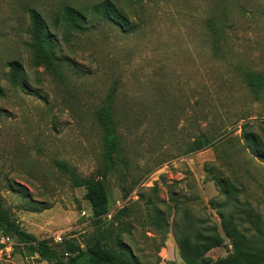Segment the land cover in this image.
<instances>
[{
	"label": "rangeland",
	"instance_id": "obj_1",
	"mask_svg": "<svg viewBox=\"0 0 264 264\" xmlns=\"http://www.w3.org/2000/svg\"><path fill=\"white\" fill-rule=\"evenodd\" d=\"M104 1L0 0L4 206L58 251L65 241L85 248L103 233L128 244L142 264H185L178 234L224 236L227 197L217 179L264 219V0H110L131 28L91 11L81 33L55 28L65 6L89 10ZM26 7L42 14L58 43L57 71L34 65ZM11 61L22 68L16 86ZM107 104L120 153L103 178L96 113ZM59 162L104 179L111 214L101 223L86 189L73 187ZM3 245L0 264H48ZM231 249L225 240L207 259Z\"/></svg>",
	"mask_w": 264,
	"mask_h": 264
},
{
	"label": "trees",
	"instance_id": "obj_2",
	"mask_svg": "<svg viewBox=\"0 0 264 264\" xmlns=\"http://www.w3.org/2000/svg\"><path fill=\"white\" fill-rule=\"evenodd\" d=\"M30 21L28 48L31 51L34 65L47 67L57 71L60 58L57 55L58 43L50 31L42 14L33 7H26ZM91 11L101 19L114 23L123 29L131 28L126 14L116 8L110 1L105 0L91 9H77L65 6L61 15L57 16L55 28L63 27L66 35L73 32L81 33L91 25L87 20ZM89 13V14H88ZM9 81L12 85L21 82L22 68L18 61L8 63ZM254 90L262 88V83L252 80ZM97 121L103 131V178L115 169L120 153V141L116 131L111 104L99 109L96 113ZM250 147L255 150L256 156H262L256 151L258 144H252L255 139L249 138ZM201 147V146H200ZM58 166L69 175L73 187L86 189L84 198L90 203L97 223H101L111 214V200L103 178L82 177L74 168L59 162ZM222 193L227 200L222 204L220 212L222 236L217 229L210 233L195 231L182 232L177 235L180 255L185 264H264V219L246 203L238 199L237 188L227 179H217ZM0 233L9 237L14 250L23 256H36L48 264H142L131 247L121 242L119 237L106 241L103 233L95 234L83 248L74 241H65L58 251L50 239H40L35 234L23 228L17 217L4 206L0 189ZM63 240V239H62ZM229 240L232 246L227 256L215 261H209L207 254L214 248ZM5 245H0L2 250ZM159 264V262L155 263ZM175 264V263H170Z\"/></svg>",
	"mask_w": 264,
	"mask_h": 264
},
{
	"label": "built area",
	"instance_id": "obj_3",
	"mask_svg": "<svg viewBox=\"0 0 264 264\" xmlns=\"http://www.w3.org/2000/svg\"><path fill=\"white\" fill-rule=\"evenodd\" d=\"M56 241H62V235L56 237ZM0 242L8 245V248H11L13 244L12 240L9 237H4V236H1Z\"/></svg>",
	"mask_w": 264,
	"mask_h": 264
}]
</instances>
